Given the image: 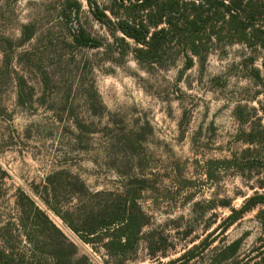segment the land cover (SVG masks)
Wrapping results in <instances>:
<instances>
[{
  "label": "rangeland",
  "instance_id": "rangeland-1",
  "mask_svg": "<svg viewBox=\"0 0 264 264\" xmlns=\"http://www.w3.org/2000/svg\"><path fill=\"white\" fill-rule=\"evenodd\" d=\"M110 3L0 0V247L20 264H264L263 53L142 63L94 16Z\"/></svg>",
  "mask_w": 264,
  "mask_h": 264
},
{
  "label": "trees",
  "instance_id": "trees-1",
  "mask_svg": "<svg viewBox=\"0 0 264 264\" xmlns=\"http://www.w3.org/2000/svg\"><path fill=\"white\" fill-rule=\"evenodd\" d=\"M94 16L132 39L135 57L142 63H162L178 54L191 66L195 57L205 60L214 47L244 45L263 53L264 70V0H111L109 7H97ZM253 74L260 78L261 70L253 69ZM113 208L96 224L119 220ZM137 219L131 212L124 226L140 227ZM240 241L227 249L237 251ZM0 264L20 263L0 247Z\"/></svg>",
  "mask_w": 264,
  "mask_h": 264
}]
</instances>
